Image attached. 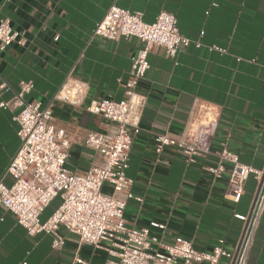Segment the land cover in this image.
Segmentation results:
<instances>
[{"label": "crops", "instance_id": "0c3cea01", "mask_svg": "<svg viewBox=\"0 0 264 264\" xmlns=\"http://www.w3.org/2000/svg\"><path fill=\"white\" fill-rule=\"evenodd\" d=\"M112 1L9 0L0 8V18L8 19L24 41L0 51V82L17 89L20 81L31 80L34 86L25 99L42 105L69 73L88 84L80 105L52 103L53 125L64 128L70 138L66 164L80 174L101 162L84 146V136L113 128L86 107L93 99L122 97L130 56L142 45L136 37L90 40ZM116 4L139 13L145 22H152L160 11L170 12L181 35L202 43L199 48L191 44L174 58L159 46L148 53L149 67L136 89L146 101L126 170L133 179L132 194L142 200L126 202L124 219L136 228L149 227L153 221L164 224V229L150 230L165 243L181 236L197 250L208 251L223 238L233 249L243 226L234 215L249 211L255 179L247 178L239 201L233 202L226 197L229 165L221 178H214L206 169L215 163L212 156L188 164L171 146L157 155L154 134L180 133L197 117V103H209L218 114L212 149L225 144L242 163L264 168V0H116ZM211 44L226 52L209 50L206 46ZM11 96L2 93L0 101ZM12 115L0 108V175L20 144ZM3 182L9 185L12 178L5 176ZM104 191H111L107 184ZM55 200L42 211L41 221L53 212ZM58 232L64 245L55 250L51 235H29L11 212L0 207V264H70L75 253L87 264H104L105 251L79 244L63 226ZM246 264H264V212Z\"/></svg>", "mask_w": 264, "mask_h": 264}, {"label": "built area", "instance_id": "2783aa9c", "mask_svg": "<svg viewBox=\"0 0 264 264\" xmlns=\"http://www.w3.org/2000/svg\"><path fill=\"white\" fill-rule=\"evenodd\" d=\"M8 1L1 0L0 8ZM93 37L109 40L136 37L142 44L130 56L128 77L121 83L122 97L93 99L86 107L88 112L103 117L113 127L109 132H88L83 138L84 146L94 151L101 162L81 174L72 171L66 164L70 138L64 128L52 123V103L80 105L88 92L85 81L69 73L45 105L25 99L34 86L31 80L20 81L17 89L1 81L0 94L11 92L12 96L0 101V108L13 112L20 144L0 175V207L11 212L29 235L39 232L51 235V247L55 250L64 245V237L58 232L63 226L77 236L79 244L105 251L104 264H246L264 212V168L242 163L225 144L212 149L211 138L218 114L209 103H197V117L186 123L180 133H155L154 147L157 155L166 146L174 147L188 164L198 158L214 157L215 163L206 167L214 178H221L229 165L226 197L233 202L239 201L247 178L251 175L255 179L249 211L234 215L243 225L235 247L227 248L223 238L217 239L208 251L197 250L190 239L181 236L165 243L150 230L164 229V224L153 221L149 227L136 228L124 219L126 202L142 200L132 194L133 179L126 170L146 101L136 89L149 67L148 53L152 47L159 46L168 57L174 58L191 44L199 48L202 43L179 33L174 14L160 11L152 22H145L139 13L118 6L116 0L95 24L90 40ZM13 42L24 43L9 20L0 18V51ZM206 47L226 52L215 44ZM5 176L12 178L11 184L3 182ZM105 184L110 192L104 191ZM55 199H58L57 206L41 221L42 211ZM70 264L87 262L75 253Z\"/></svg>", "mask_w": 264, "mask_h": 264}, {"label": "rangeland", "instance_id": "374dc122", "mask_svg": "<svg viewBox=\"0 0 264 264\" xmlns=\"http://www.w3.org/2000/svg\"><path fill=\"white\" fill-rule=\"evenodd\" d=\"M55 201H58V199H56Z\"/></svg>", "mask_w": 264, "mask_h": 264}]
</instances>
